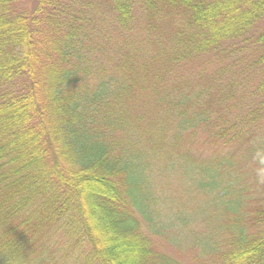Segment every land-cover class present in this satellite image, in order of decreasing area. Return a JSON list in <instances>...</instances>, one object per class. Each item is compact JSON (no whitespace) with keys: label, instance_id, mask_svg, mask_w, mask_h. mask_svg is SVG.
<instances>
[{"label":"trees","instance_id":"1","mask_svg":"<svg viewBox=\"0 0 264 264\" xmlns=\"http://www.w3.org/2000/svg\"><path fill=\"white\" fill-rule=\"evenodd\" d=\"M156 238L264 264V0H0V264H181Z\"/></svg>","mask_w":264,"mask_h":264},{"label":"rangeland","instance_id":"2","mask_svg":"<svg viewBox=\"0 0 264 264\" xmlns=\"http://www.w3.org/2000/svg\"><path fill=\"white\" fill-rule=\"evenodd\" d=\"M157 192L160 194L162 199L169 205L168 209L173 212L179 211L181 214H186L189 218L196 213L199 204H202L199 196L189 189L186 185V181L181 179L177 172H163L160 174L155 181ZM196 216V215H195ZM196 219H199L196 217ZM189 228L195 230L200 228L199 221L195 220ZM170 234L173 235V241L178 240V234L185 231L184 228L179 229V226L172 225L169 230ZM157 244L168 252L173 258L179 261L181 264H193L195 263L193 252L187 247V243L184 242L180 246L170 245L172 242H166L162 238H156ZM174 244V243H172ZM215 264V263H214Z\"/></svg>","mask_w":264,"mask_h":264}]
</instances>
